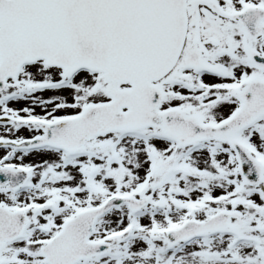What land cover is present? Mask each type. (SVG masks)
<instances>
[{"label": "snow or ice", "instance_id": "obj_1", "mask_svg": "<svg viewBox=\"0 0 264 264\" xmlns=\"http://www.w3.org/2000/svg\"><path fill=\"white\" fill-rule=\"evenodd\" d=\"M0 264H264V0H0Z\"/></svg>", "mask_w": 264, "mask_h": 264}]
</instances>
